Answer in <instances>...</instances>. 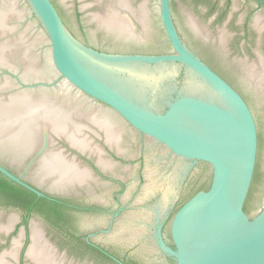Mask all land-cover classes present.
<instances>
[{"label": "water", "instance_id": "95a60500", "mask_svg": "<svg viewBox=\"0 0 264 264\" xmlns=\"http://www.w3.org/2000/svg\"><path fill=\"white\" fill-rule=\"evenodd\" d=\"M223 2L119 0L88 17L64 9V22L52 0H0V176L46 197L33 173L58 190L82 185L95 156L130 175L129 197L147 206L146 237L129 224L105 241L112 248L131 247L146 264H264V77L248 60L253 51L260 66L264 44L225 27ZM254 12L264 27V8ZM105 143L134 164L107 160ZM1 200L8 232L25 210ZM34 215L67 252L34 221L36 264H114L69 236L94 228V213L64 227ZM22 234L0 264L17 258Z\"/></svg>", "mask_w": 264, "mask_h": 264}, {"label": "flooded vegetation", "instance_id": "af4514ba", "mask_svg": "<svg viewBox=\"0 0 264 264\" xmlns=\"http://www.w3.org/2000/svg\"><path fill=\"white\" fill-rule=\"evenodd\" d=\"M52 1L57 7L62 18L64 9L71 11L78 17H88L92 16L94 12L104 11L110 8L112 3L117 7H119L120 5L118 3L119 0H60L62 1L63 6H61L60 3H57L55 0ZM142 1L144 0H129V4L132 7L138 8ZM223 1V5L225 6L223 11L228 14L227 21L225 22V27L244 28L245 36H247L249 32H253L258 39V41H254L253 43L256 45H263L264 27H260L255 23H252V19L254 18L253 13H255L254 11L256 10V8L257 10L264 8V0ZM251 5L254 7L252 8L253 12L244 13L243 7H249ZM240 10L241 12H239ZM124 11H128V13L133 15L129 9H124ZM237 20H240V22H242L243 24H237ZM253 54V51H251L248 57V60H253V65L255 66V71L253 70V73L264 77V57L260 56L261 65L259 66L257 64L259 63V58L255 61L253 58ZM241 95L243 96L242 93ZM104 146L106 149L105 153L107 154V160L116 162L118 164H128L129 166L130 164H134L132 162H128V160L122 156L121 152L118 151L117 146L111 147L106 143ZM120 146L122 147V143L120 144ZM135 160V164H138L139 166H141V168H143L139 174V182L143 183L146 181L144 171V168L147 165L146 156L144 153H140L139 156L135 158ZM88 161L91 162V164L94 166V173L91 172L92 177L82 185H72L67 189L58 190L53 188L45 180L44 183H38L36 181L37 176L34 173L32 178L28 179V181L33 185L44 189L46 197L38 196L37 194L36 195L38 196V198L46 199V205L48 206V209L38 208L28 211L23 208L25 212L22 215L15 214L17 220L13 224V227L8 232H0V249L8 246H10L12 249V247L14 246V239L20 237L23 233L17 258L8 255L6 256L4 264L35 263L34 260L27 256V251L33 242L32 224L34 221L40 223L44 231V237L55 247L58 254L64 256L66 260L67 252L62 250V246L60 244L53 242V240L51 239V235L48 236V222L35 217L34 211L37 210L43 212L46 217L51 220L53 225L61 227L67 225L75 226L77 224V220L80 219L78 217V214L80 212H92L94 213V228L86 231L81 230L80 233L78 232L69 234L70 237L75 239L78 245L82 246L83 249L96 254V256L102 258L103 260L105 259L106 261H110L114 264H146L141 256H139L137 260L131 259V256L136 254L135 249L132 250L131 247H123L121 250H119L117 248H112L113 242H111V240L105 242L107 239L115 235V233H118L119 231L121 232L122 228H128L130 230H132L131 228H133L134 232L138 236L141 237L142 235L141 240L146 237V232L144 230L145 228L142 231V226L146 224L147 220V217L145 216L147 210L145 200H134V196L129 197L127 191H129V189L131 188L130 186L132 185L130 175L113 174V170L110 168H103L98 163V160L95 156L94 160ZM13 170L16 174H19V171L15 169ZM110 189L111 192L109 191ZM206 189H208V187H205L202 190ZM49 190H54L58 193H50ZM1 198L3 199L2 195H0V201H2ZM52 208H56V210H52ZM11 215H9L8 218ZM2 216H5V211H0V217ZM157 220H160V218L158 217ZM129 224H133V226L130 228ZM6 250L7 249H5V251Z\"/></svg>", "mask_w": 264, "mask_h": 264}, {"label": "trees", "instance_id": "16d2710c", "mask_svg": "<svg viewBox=\"0 0 264 264\" xmlns=\"http://www.w3.org/2000/svg\"><path fill=\"white\" fill-rule=\"evenodd\" d=\"M0 195H2L7 200V202L15 203L28 211L38 208L48 209V206L46 205V199L38 198V196L33 192L17 185L16 183L4 178L3 176H0ZM249 196L247 198L246 204L249 201ZM189 198H187L186 200H188ZM246 204L244 208L245 211L247 207ZM52 210H56V208H52Z\"/></svg>", "mask_w": 264, "mask_h": 264}]
</instances>
